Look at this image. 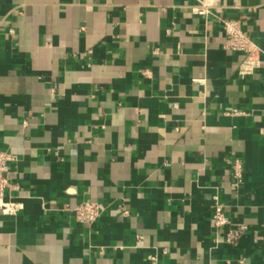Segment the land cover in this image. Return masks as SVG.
<instances>
[{
	"label": "crops",
	"instance_id": "obj_1",
	"mask_svg": "<svg viewBox=\"0 0 264 264\" xmlns=\"http://www.w3.org/2000/svg\"><path fill=\"white\" fill-rule=\"evenodd\" d=\"M226 18L260 49L246 78ZM0 151L23 205L0 264H264V0H0Z\"/></svg>",
	"mask_w": 264,
	"mask_h": 264
},
{
	"label": "built area",
	"instance_id": "obj_2",
	"mask_svg": "<svg viewBox=\"0 0 264 264\" xmlns=\"http://www.w3.org/2000/svg\"><path fill=\"white\" fill-rule=\"evenodd\" d=\"M198 15L206 16L210 10L204 4L195 7L193 10ZM222 29L225 36L224 48L241 54L242 61L239 65V75L246 78L252 75L261 66L260 49L252 42L249 35L242 29L240 19H222ZM13 161V156L7 152L0 151V211L3 214L14 216L23 209L21 203L12 202L6 199V190L10 187L7 174L8 164ZM232 172V185L239 188L243 182V166L239 159L230 162ZM105 207L98 202H83L73 209L75 219L86 225H93L104 212ZM123 216H128L129 211L124 210ZM212 224L218 230H224V240L228 245H235L245 230L244 226L225 229L230 224L223 207L220 204L214 206ZM155 260V258H154Z\"/></svg>",
	"mask_w": 264,
	"mask_h": 264
}]
</instances>
